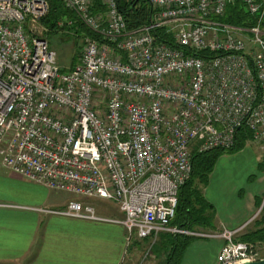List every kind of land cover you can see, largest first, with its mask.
<instances>
[{
    "label": "built area",
    "instance_id": "2783aa9c",
    "mask_svg": "<svg viewBox=\"0 0 264 264\" xmlns=\"http://www.w3.org/2000/svg\"><path fill=\"white\" fill-rule=\"evenodd\" d=\"M62 1L96 34L65 72L43 36L49 1L0 0V166L74 196L50 212L122 224L128 240L222 239L218 264L256 261L238 230L170 221L193 149H230L243 125L264 149V0H242L257 18L249 27L220 21L235 0H147L153 21L135 30L120 0ZM92 198L114 201L123 218L101 216Z\"/></svg>",
    "mask_w": 264,
    "mask_h": 264
},
{
    "label": "crops",
    "instance_id": "0c3cea01",
    "mask_svg": "<svg viewBox=\"0 0 264 264\" xmlns=\"http://www.w3.org/2000/svg\"><path fill=\"white\" fill-rule=\"evenodd\" d=\"M263 153L264 149L250 141L240 151L220 157L227 158V167L219 166L218 160L204 188L206 200L213 206L215 230L239 231L252 223L250 230L264 227V217L256 218L264 199V171L247 173L243 178L239 173L242 166L250 168V172L264 169ZM62 193L67 192L50 190L0 166V264H120L124 261L125 227L113 221L50 212L75 199L68 193L71 197L67 196L70 198L65 201ZM99 214L123 218L121 211L119 216ZM223 244L222 239H197L187 248L181 264H218L217 256ZM151 258L157 259L155 255ZM139 259L132 256L126 261L128 264L159 262L147 261L149 257Z\"/></svg>",
    "mask_w": 264,
    "mask_h": 264
},
{
    "label": "trees",
    "instance_id": "16d2710c",
    "mask_svg": "<svg viewBox=\"0 0 264 264\" xmlns=\"http://www.w3.org/2000/svg\"><path fill=\"white\" fill-rule=\"evenodd\" d=\"M48 1L50 5L49 12L41 21L42 25L47 28V31L43 32V36L49 40L53 49L55 45L52 38L58 34H61L62 38L64 37L67 42L73 40V48L76 51L72 54L70 66L59 65L63 72L70 71L78 63L77 53L82 44L79 39L82 40L85 36L96 37V34L83 25L77 15L65 7L62 0ZM98 9L103 8L100 7L96 10ZM118 9L124 16L128 30L148 26L153 21L154 9L147 0H120ZM219 19L224 23L237 27H249L257 22L256 16L250 14L242 0H235L230 3L224 16ZM153 33L158 41L172 46L175 45L173 37L166 34L164 29H154ZM211 54L217 55L218 53H197L198 56L203 57L211 56ZM251 139V131L243 125L237 130L235 144L230 149L215 148L205 152H199L196 149L192 150V174L189 180L179 188L176 213L175 217L170 221V226H177L190 231L199 228L215 230L213 206L206 200L204 188L209 184L210 175L219 158L224 154L240 151ZM158 236L153 246L156 248L157 244H160L163 247L161 249L165 250V254L157 264H181L187 248L192 242L200 239L192 235L168 232L160 233ZM239 240L249 243L264 242V227L241 234ZM153 250L151 251L153 252Z\"/></svg>",
    "mask_w": 264,
    "mask_h": 264
},
{
    "label": "rangeland",
    "instance_id": "374dc122",
    "mask_svg": "<svg viewBox=\"0 0 264 264\" xmlns=\"http://www.w3.org/2000/svg\"><path fill=\"white\" fill-rule=\"evenodd\" d=\"M79 40H80V42H82V44H81V47L77 53V62L79 61L81 50H82L83 45H84L83 39L82 40L79 39ZM52 41L55 45L54 49L58 55V64L60 66L66 65L69 67L70 66L69 63H71V60L73 57L72 54H73V52L76 51V49L74 50V48H73V40L67 42V40H65L64 37L62 38L61 34H58L52 38ZM195 143L196 142H194V144ZM248 143L249 142H247V144ZM263 159H264V153H263ZM226 160H227V158H221V159L219 158V162H218L219 166H221L223 168L227 167L228 163L226 162ZM219 166L217 168H219ZM249 169L250 168H248L247 166L241 167V169L239 170L240 171L239 173H241L242 178L247 173L253 174V173H258V172L264 171L263 168H258L256 170H254L253 172H250ZM63 195H65V198H63V200H65V201H66V199H69L71 197V195H69L68 193H65ZM67 196H70V197L67 198ZM61 198H62V196H61ZM89 203H91L96 208L98 213L99 212L103 213V214H111V213L117 214L118 213V216L120 215L119 214L120 211L117 208V206H116L117 204L114 201L92 198L89 200ZM61 208L59 207L57 209H61ZM259 209L260 210L258 211V214H257L258 217L256 216V218H263L264 217V199H263L262 204L260 205ZM213 223H214V221H213ZM253 224L254 223L247 225L246 227L240 229L238 231V233H236V235H235V238H236L235 240L241 241V240H239L240 235L243 233H247L249 231H252L250 229L253 228ZM199 229H201V228H199ZM163 233H165V232H163ZM162 236H164V235H162ZM126 237H129L127 232H126ZM158 237L159 236H157L155 238H150L148 241H143V239H139L136 235H134L133 237H130L129 240H128V238H126L125 258H124V261L122 262V264H128V262L126 261V258L129 259L132 256L135 258H138V261H140L139 258L145 260L147 257H149V259H147V261L149 260L150 262H153V263H155V261L156 262L161 261V259L163 258L164 254H165V250L161 249L163 247L160 246V244H157L156 248L153 246L155 241L158 239ZM200 239H203V238H200ZM250 244H251L252 248H250L247 253L252 258V260L258 261V260L263 259L264 258V242H255V243H250ZM136 248H138L139 250H136ZM151 250H153V252ZM133 253H135V254H133ZM152 255H155L157 257V259L153 260L151 258Z\"/></svg>",
    "mask_w": 264,
    "mask_h": 264
},
{
    "label": "water",
    "instance_id": "95a60500",
    "mask_svg": "<svg viewBox=\"0 0 264 264\" xmlns=\"http://www.w3.org/2000/svg\"><path fill=\"white\" fill-rule=\"evenodd\" d=\"M243 264H264V258L258 261L245 262Z\"/></svg>",
    "mask_w": 264,
    "mask_h": 264
}]
</instances>
